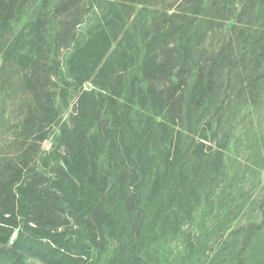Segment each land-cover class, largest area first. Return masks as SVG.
Masks as SVG:
<instances>
[{
	"label": "rangeland",
	"instance_id": "1",
	"mask_svg": "<svg viewBox=\"0 0 264 264\" xmlns=\"http://www.w3.org/2000/svg\"><path fill=\"white\" fill-rule=\"evenodd\" d=\"M80 99L98 168L73 173L114 222L92 242L71 217L53 257L0 230V264H264V0H28L0 35V180L73 170Z\"/></svg>",
	"mask_w": 264,
	"mask_h": 264
},
{
	"label": "trees",
	"instance_id": "2",
	"mask_svg": "<svg viewBox=\"0 0 264 264\" xmlns=\"http://www.w3.org/2000/svg\"><path fill=\"white\" fill-rule=\"evenodd\" d=\"M27 1L0 0V35L10 28L11 22ZM102 37V44L109 42L105 36ZM143 65L146 67L145 74L151 79L165 80L169 76L167 67L154 56L147 57ZM44 96L48 103L43 102ZM50 96L52 95L48 91L46 94L40 92L37 96L39 113L44 116L42 119L45 126L53 113ZM86 110L87 105L80 99L76 113L71 118L72 127L64 126L66 147L74 154L73 170L57 164L54 171V183L57 184H50L42 174L38 176L35 173H31L17 184L12 183L11 179L0 180V230L12 235L14 229H19L18 240L22 241V245L30 249L46 247L52 257L55 253L65 255L64 251L68 250L63 241L67 231L72 230V227L68 229L71 217L75 218L77 225L92 242L96 241L104 225L110 226L114 222L113 214L105 209L99 198L105 193V180L98 185L96 192L91 191L88 197L84 195L83 187L74 175L75 172L87 174L98 168L97 158L92 155L90 135L86 131L78 130L81 123L88 122ZM102 125L104 129L107 128L106 121ZM14 177L16 175H13ZM65 197H72V200ZM124 205L128 211L135 210L138 196L131 194L125 199ZM25 229H30L33 235H27ZM63 229H66V234ZM68 239L72 241V238Z\"/></svg>",
	"mask_w": 264,
	"mask_h": 264
}]
</instances>
